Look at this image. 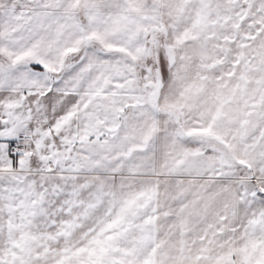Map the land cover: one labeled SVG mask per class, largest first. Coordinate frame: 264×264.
Listing matches in <instances>:
<instances>
[{"label": "snow or ice", "instance_id": "snow-or-ice-1", "mask_svg": "<svg viewBox=\"0 0 264 264\" xmlns=\"http://www.w3.org/2000/svg\"><path fill=\"white\" fill-rule=\"evenodd\" d=\"M0 264H264V0H0Z\"/></svg>", "mask_w": 264, "mask_h": 264}]
</instances>
